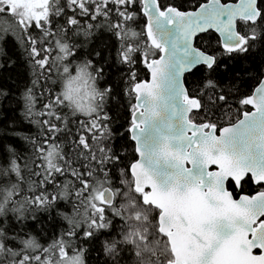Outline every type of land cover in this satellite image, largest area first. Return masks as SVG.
Returning a JSON list of instances; mask_svg holds the SVG:
<instances>
[{
	"label": "snow or ice",
	"instance_id": "6c2138e0",
	"mask_svg": "<svg viewBox=\"0 0 264 264\" xmlns=\"http://www.w3.org/2000/svg\"><path fill=\"white\" fill-rule=\"evenodd\" d=\"M14 3L0 264H264V0Z\"/></svg>",
	"mask_w": 264,
	"mask_h": 264
},
{
	"label": "clouds",
	"instance_id": "9594fccd",
	"mask_svg": "<svg viewBox=\"0 0 264 264\" xmlns=\"http://www.w3.org/2000/svg\"><path fill=\"white\" fill-rule=\"evenodd\" d=\"M70 99L73 101V106H83L84 108H88L89 106L96 103L99 97L93 96V86L91 82H88L87 85L81 84L78 90L75 93L69 94Z\"/></svg>",
	"mask_w": 264,
	"mask_h": 264
},
{
	"label": "water",
	"instance_id": "95a60500",
	"mask_svg": "<svg viewBox=\"0 0 264 264\" xmlns=\"http://www.w3.org/2000/svg\"><path fill=\"white\" fill-rule=\"evenodd\" d=\"M174 146L175 145H173V147ZM210 199L217 201V206H220L223 203L222 198L218 194H216V193L210 194Z\"/></svg>",
	"mask_w": 264,
	"mask_h": 264
},
{
	"label": "trees",
	"instance_id": "16d2710c",
	"mask_svg": "<svg viewBox=\"0 0 264 264\" xmlns=\"http://www.w3.org/2000/svg\"><path fill=\"white\" fill-rule=\"evenodd\" d=\"M104 80H101V81H99V84H98V86H100V87H103L104 86ZM95 104V103H94ZM43 220H45V221H47L48 220V214L47 213H39L38 214Z\"/></svg>",
	"mask_w": 264,
	"mask_h": 264
},
{
	"label": "rangeland",
	"instance_id": "374dc122",
	"mask_svg": "<svg viewBox=\"0 0 264 264\" xmlns=\"http://www.w3.org/2000/svg\"><path fill=\"white\" fill-rule=\"evenodd\" d=\"M14 9H22L23 8V0H16V3L13 4Z\"/></svg>",
	"mask_w": 264,
	"mask_h": 264
}]
</instances>
